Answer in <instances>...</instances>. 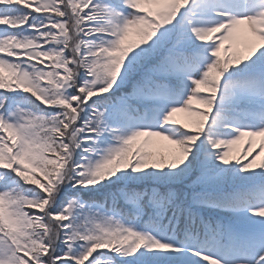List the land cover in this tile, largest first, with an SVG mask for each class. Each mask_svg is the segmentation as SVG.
<instances>
[{"label":"snow or ice","instance_id":"obj_1","mask_svg":"<svg viewBox=\"0 0 264 264\" xmlns=\"http://www.w3.org/2000/svg\"><path fill=\"white\" fill-rule=\"evenodd\" d=\"M256 136L264 0H0V264H264Z\"/></svg>","mask_w":264,"mask_h":264},{"label":"rangeland","instance_id":"obj_2","mask_svg":"<svg viewBox=\"0 0 264 264\" xmlns=\"http://www.w3.org/2000/svg\"><path fill=\"white\" fill-rule=\"evenodd\" d=\"M242 50L247 52L246 48H243ZM194 105L197 107H201L196 101H194ZM174 118L181 121V123H187L189 124L190 127H192V118L189 117L188 113L185 112H177L174 114ZM159 140V138H154ZM249 137H245L243 140H241L240 142H238V144L234 145L232 148V156H240L243 152V149L246 147L247 141H248ZM252 139L255 141L253 147L255 149L259 148V145L261 142H264V136H256V137H252ZM264 162V153H261L260 156L257 158V163H261Z\"/></svg>","mask_w":264,"mask_h":264}]
</instances>
